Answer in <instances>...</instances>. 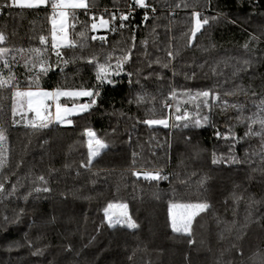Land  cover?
I'll return each instance as SVG.
<instances>
[{
    "label": "trees",
    "instance_id": "trees-1",
    "mask_svg": "<svg viewBox=\"0 0 264 264\" xmlns=\"http://www.w3.org/2000/svg\"><path fill=\"white\" fill-rule=\"evenodd\" d=\"M4 0H0L3 3ZM89 3H95L99 11H94L99 15L105 7L115 10L126 9L131 0H86ZM157 4L180 3L181 0H153ZM194 2V0H189ZM203 5L206 0H199ZM259 5H264V0H257ZM252 0H219L218 9H222L229 18L238 19V23L226 24L222 22L215 26V30H210V34L214 38L217 48L208 49L211 41L206 36L200 37V48L190 51H183L182 57L176 62L177 71L181 75L176 77L177 84H185L183 72L189 74L193 70L197 71L201 79L197 83H212L219 81L223 85L221 93L231 90L236 84H243L246 88L250 83L247 74H242L240 79L225 83V78L231 75L230 68H224L221 64L220 69L224 75L214 76L210 71V66L216 61L221 60L228 55L243 56L244 49L242 45L248 39V33L251 32L259 35L261 25L264 24V6L256 9L250 8ZM50 3L39 9H27L13 7L5 8L0 11V32L7 36L4 45L7 48L29 49L41 48V59L55 60V56L51 54V38H50ZM214 11V10H213ZM256 15L251 17V13ZM143 15L142 10H138L133 18L132 23L135 25L140 21ZM162 17L157 21L159 25L156 29L157 39L160 47L163 48L168 39V33L165 26L168 20L163 17L166 12H161ZM190 10L183 8L175 9V15L172 19L175 23L172 25L171 35L175 36V47L181 48L185 41L182 39V33L188 31L190 27ZM251 17V18H250ZM250 18V19H249ZM91 22L90 18L85 15L84 10L75 9L68 12L67 15V32L68 38L72 41L79 42L81 40L79 33L84 30V22ZM148 23L145 29L140 25L141 30L137 34V43L148 38V51L154 59L156 55L164 57L163 52H156L152 45V36L149 35L152 23ZM74 26V27H73ZM247 29V31H245ZM107 35L110 37L111 45L117 48L115 55H119V48L125 47L123 43L129 36V32L125 31L122 35L119 33L97 31L93 33L89 28V48L84 51V55L88 56L95 52L101 54L104 49L100 47L99 41H91V35ZM46 37V44L40 45L39 36ZM257 50L255 57L264 56V41L259 46L255 43L252 45ZM105 49L111 50L105 45ZM68 56L73 53L79 55L80 48L63 49ZM143 46L140 48L138 55L142 56ZM17 60L20 59L19 52L13 53ZM25 56L28 53L24 54ZM11 59V55H9ZM202 64L205 61L208 64L203 70L198 68H185L187 64ZM75 65H69L66 69L68 80L59 74H49L41 78L40 86L44 89H51L58 83L66 87L79 86L82 82L79 77L73 79ZM20 87L22 90L27 89L28 84L23 75L24 69L17 67L15 69ZM219 71V69H218ZM264 73V66L258 67V74ZM83 80L87 81L91 72H81ZM171 78V72L167 73ZM208 78L205 79L204 77ZM191 83V82H187ZM259 85V79H257ZM155 86L149 88L154 91ZM258 93L256 96L239 95L237 97H226L229 103H240L244 105L243 115L248 117L259 110L257 105L261 99H264V89L256 88ZM164 95H167L165 89ZM10 97V92L0 90V97ZM129 97V86L127 77H122L120 83L115 87H109L104 93V104L101 111L96 112L95 116L88 120L74 119V127L68 131L53 129L52 131H33L24 124L15 127L11 126V100L0 99V128L6 129L8 137L7 147L9 148V167L7 172L18 171L21 176L29 171L32 178L39 175H48V169L54 168L58 171L51 177V185L56 190L57 195L49 202L43 203V208L50 214L57 217V223L52 229H32L29 239L32 241L33 248H29L23 239L24 232L28 231L26 224H21L19 229L13 228L10 232L5 233L0 228V264H50L54 260H59L60 264H76V258L73 254H66L62 250V245L68 242L75 243L78 247L87 244L92 236L97 235L96 226L100 224L103 217V208L109 202L119 204L122 202L129 203L130 211L134 218L140 224V229L134 234L131 230L110 233L105 230L99 235L95 246L87 250V260L89 264H96V257H99L98 264H188L186 257H190L193 264H217V261H232L233 256L226 251L230 247V243L235 239V231L229 233L223 231L232 221L243 223L245 217L251 213L252 219L259 220L264 215V182L257 176L255 180L247 179V173L250 171L246 166L240 170H221L222 166L211 165V154L213 149H217V154L227 153V147L224 141H217L213 135L212 128L197 130V135L193 143L199 145L205 150L200 156L194 155V150L186 146L179 130L165 129L161 126L148 127L147 125L138 124L135 129H131L132 120L121 121V130L128 126L132 131V143L121 144L113 135H110L112 129L109 127V118L104 115V110L111 111L112 106L121 108L127 112L128 116L145 118L144 109L138 113L135 104L129 106L127 98ZM62 102L65 99H61ZM162 97H157L155 107L157 109L156 117L160 118V106ZM71 104V101H68ZM153 105L148 104V108ZM190 108V106H188ZM130 108V110H129ZM191 110V109H190ZM167 110H165L166 112ZM240 115L235 110L228 113L227 118L235 122L234 118ZM28 116H31L28 113ZM215 119L220 123L221 131H226L223 127L225 117L219 114ZM113 123L115 121L113 120ZM86 127H92L98 136L105 139L106 142H115L111 150L102 152L94 162L90 171L79 169L80 176L76 175V170L82 162L87 159V138L82 135ZM253 128L259 130V125H253ZM235 131L243 136L246 131V124L237 125ZM106 133H109L106 135ZM127 136L123 139L127 140ZM50 142L44 144V140ZM168 143L172 144L171 150ZM250 151L258 150L260 147V138L252 137L244 146ZM170 151L171 160L168 159L166 153ZM136 152V168L144 170H152L155 168H163L164 175L170 177L169 180L154 182L146 181L141 175L137 181L136 177L131 176L129 171L132 165V153ZM155 153V155H153ZM237 155L244 156V149L240 148ZM20 164L19 169L16 168ZM71 165L69 169H65V164ZM208 173L214 179L210 180V190L204 192L199 189L197 182ZM15 178L13 177V180ZM184 181V183H181ZM27 189L21 190V195ZM64 193L65 195H60ZM235 193L234 199L232 194ZM207 200L211 205V209L207 214H201L194 221L193 239L195 246L190 247L183 238L182 233H173L167 220L168 203L173 201L178 204L197 203ZM19 206L24 207V202L19 201ZM16 207L13 202L8 205L9 212ZM4 205L0 203V212H3ZM31 216V207L28 208V216ZM47 235H43L44 232ZM223 231L224 239L220 238ZM248 231V236L244 242L246 256L241 259L236 258V264H243V260L251 257L253 253L264 250V229L259 225L253 224ZM41 236V239H37ZM19 240L20 248H13L11 252L5 250L8 243ZM36 248H44L42 256H32L30 253ZM95 253V255H93ZM223 253V256H221ZM134 254V255H133ZM132 256L133 260L129 261L128 257ZM80 264H84L85 257L79 258Z\"/></svg>",
    "mask_w": 264,
    "mask_h": 264
},
{
    "label": "snow or ice",
    "instance_id": "snow-or-ice-1",
    "mask_svg": "<svg viewBox=\"0 0 264 264\" xmlns=\"http://www.w3.org/2000/svg\"><path fill=\"white\" fill-rule=\"evenodd\" d=\"M51 4L53 17L51 22L53 25L51 54L55 56V60L41 59V48L29 49H10L0 46V90L10 92V97H0V99L11 100V126L15 127L20 124L21 120L24 121L26 127H30L33 131H52L58 129L68 131L74 127V117L80 120H88L95 116L96 112L101 111L104 104V93L109 87L115 88L122 77H127L129 86V97L127 103L129 106L135 104L137 111L144 109L145 118L128 116L127 112L121 108L112 106L111 111L104 110V115L109 118V127L112 129L110 135L115 136L121 144L132 143V131L126 126L123 131L121 130V121L132 120L131 129H135L138 124L147 125L148 127L161 126L165 129L179 130L186 146L194 150V155L199 157L201 152L205 151L199 143H193L197 135V130L212 128L213 135L217 141H224L227 147V153L217 154V149H213L211 154V165L222 166L221 170H240L245 166L250 170L247 173V179L255 180L259 176L260 180L264 182V99H261L257 105L258 112L253 113L252 116H244V105L240 103H229L226 97H237L244 95L256 96V88L264 89V73L258 74V67L264 66V56L255 57L252 55L257 50L252 45L255 43L259 46L264 41V24L261 25L259 35L251 32L248 33V39L242 45L244 49L243 56L228 55L221 60L216 61L215 64L210 66V71L214 76H222L224 72L220 69L222 64L224 68L231 69V75L225 78V83L240 79L242 74H247L250 83L247 88L243 84H236L231 90L221 93L223 87L219 81L212 83H197L201 77L198 72L193 70L191 74L187 71L183 72L185 84H177L176 77L181 75L180 71L176 69V62L182 57L183 51H190L200 48V37L206 36L211 41L209 48L216 49L217 44L210 34V30L214 31L215 26L220 25L222 22L226 24H237L239 21L236 18H229L227 13L222 9H218L219 0H206L205 4H201L199 0L189 2V0H181L174 6L171 4H157L153 0H131L127 4L126 9L116 8L115 10L105 7L99 15L93 14L90 17V24L88 21L84 22V30L79 33L81 40L79 42L69 40L68 34L65 30L64 21L67 17L65 9H82L86 16L90 12L99 11L95 3L86 2V0H4L0 3V11L5 8L11 9L13 7L39 9L42 6ZM250 8L256 9L264 6L259 5L257 0H252L249 5ZM183 8L190 10V27L188 31L182 33V39L185 43L181 48L175 47V36L171 35L172 25L175 21L172 17L175 15V9ZM142 10L143 15L137 24L132 23L134 14ZM214 10V11H213ZM161 12H166L163 17L168 20V25L165 26V31L168 33V39L163 48L160 47L157 39L156 29L159 26L157 21L162 17L159 15ZM256 15L255 12L251 13V17ZM264 15V14H262ZM60 18V30L57 32L55 17ZM250 17V18H251ZM249 18V19H250ZM152 23L151 32L152 45L156 52H163L164 57L156 55L152 58V54L148 51V38L137 43V34L141 30L140 25L145 29L148 28V23ZM74 27V26H73ZM89 28L93 33L98 30L105 32L123 34L125 31L129 32V36L123 43L125 47L119 48V55H115L117 48L111 45L110 37L107 35H91V41H99L100 47L104 49L101 54L95 52L88 56L84 55V51L89 48ZM247 31V29H245ZM7 41V36L0 32V45H4ZM46 37L39 36L40 45L46 44ZM105 45L111 50L105 49ZM143 46L142 56L140 48ZM76 49L80 48L79 55L73 53L68 54L63 49ZM19 52L21 54L20 60H17L16 55L13 53ZM28 53L27 56L24 54ZM11 55V59H9ZM208 64L205 61L202 64H197L195 61L192 64H187L185 68H198L203 70ZM69 65H75L73 79L79 77L81 83L79 86L66 87L57 84L51 89H44L40 86L39 81L41 78L51 74H59L66 82L68 75L66 69ZM22 67L24 69L23 75L26 78L28 87L22 90L20 87V80L16 74L15 69ZM219 69V71H218ZM91 72L87 81L83 80L81 72ZM171 72V78L167 73ZM205 79L208 77L205 76ZM259 79V85H257ZM191 82V83H187ZM155 86L154 91H149V88ZM165 89L167 95H164ZM162 97L160 106V118L156 117L157 109L155 102L157 97ZM61 98H65L62 102ZM71 101V106L68 101ZM82 101V102H81ZM148 104H152L148 108ZM190 106V108L188 107ZM54 107V114L52 108ZM191 109V110H190ZM3 108L0 107V111ZM130 110V108H129ZM165 110H167L165 112ZM219 114L225 117L223 127L226 131H221L220 123L215 119ZM232 110L237 111L240 115L234 118L235 122L230 121L227 116ZM33 114L29 119L27 113ZM21 113H23L21 115ZM20 116V120L16 117ZM113 120L115 123H113ZM246 124V131L243 136H240L236 131L237 125ZM259 125V130L253 128V125ZM109 133H106L108 135ZM87 138V159L82 162L76 170V175L80 176L79 169L90 171L94 162L98 157H101L102 152L111 150L114 146V141L109 143L105 139L98 136L97 132L92 127H86L82 133ZM127 136V140L123 137ZM260 138V147L258 150L250 151L245 148V144L252 137ZM8 137L6 129L0 128V203H3L4 210L0 212V228L5 233L10 232L13 228L19 229L21 224H26L28 231L24 232L23 239L27 247L33 248L32 241L29 235L32 229H52L57 223V217L50 214L43 208L44 202H49L57 195L56 190L51 185L50 177L57 172V169L49 168L47 177L39 175L32 178V173L29 171L21 176L18 171L7 172L9 167V148L7 147ZM48 139L44 140V144H48ZM168 148L171 150L172 144L168 143ZM243 148L244 156L237 155V151ZM155 155V153H153ZM168 159L171 160L170 151L166 153ZM137 153H132V165L129 168L131 176L136 177L137 181L140 176L146 181H164L169 180L170 177L164 175L163 168H155L152 170H144L136 168ZM21 165L18 163L16 168L19 169ZM65 169H69L71 165L65 164ZM13 177L15 178L13 180ZM214 179L208 173L197 182L198 188L203 189L204 192L210 190L208 182ZM184 183V181H181ZM27 189L21 195L22 189ZM60 195H65L60 193ZM234 199L235 193L232 194ZM19 201L24 202V207L19 206ZM15 202L16 207L11 209L9 215L8 205ZM31 207V216L25 221L28 216V208ZM212 205L205 199L197 203L178 204L174 200L168 203L167 220L168 225L173 233H182L183 238L186 240L190 247L195 246L193 237L194 221L202 213L207 214ZM182 208L184 212L179 218L174 214V209ZM113 209H119L118 212ZM103 217L100 224L96 226L95 232L97 235L92 236L87 244L78 247L73 242H68L62 245V250L66 254H73L76 258V264H80L79 258L85 257L84 264H89L87 260V250L95 246L99 235H102L105 230L112 232H122L124 230H131L134 234L135 231L140 229V224L134 218L130 211L129 203L122 202L114 204L109 202L103 209ZM259 225L264 229V215L260 216L259 220L252 219L251 213L245 217L244 222L238 223L232 221L230 225L226 226L223 231H235V239L230 243V247L226 249L228 253L233 256L232 261L219 260L217 264H236V258L243 259L246 256L244 242L247 239L248 231L253 225ZM223 231L220 238L224 239ZM43 235H47L45 231ZM37 236V239H41ZM19 240L8 243L5 250L11 252L13 248H20ZM44 248H36L30 254L32 256H42ZM95 255V253H93ZM134 255V254H133ZM223 256V253H221ZM129 261L133 260L132 256L128 257ZM188 264H193L190 257H186ZM99 262V257H96V264ZM50 264H60L59 260H54ZM243 264H264V250L253 253L251 257L243 260Z\"/></svg>",
    "mask_w": 264,
    "mask_h": 264
},
{
    "label": "rangeland",
    "instance_id": "rangeland-1",
    "mask_svg": "<svg viewBox=\"0 0 264 264\" xmlns=\"http://www.w3.org/2000/svg\"><path fill=\"white\" fill-rule=\"evenodd\" d=\"M71 10H75V9H72V8L65 9L67 15H68V12L71 11ZM66 20H67V17H66V19H65V21H64L65 30H66V32H67V23H66ZM49 22H50V27H51V29H50V31H51V32H50V35H51L52 30H53V25H52V22H51V21H49ZM57 24H58V27H56V28H57V29H60V18H59V17H58V23H57ZM98 31H102V32H104L103 30H98ZM67 34H68V32H67ZM51 42H52V39H51ZM24 90H26V89H24ZM28 113H30L31 116H28ZM28 113H27V116H28L29 119H31L32 116H33V114H32L31 112H28ZM22 114H23V113H21V115H22ZM16 119H17V120H20V116L18 115V116L16 117ZM20 123H21V124H24V121L21 120ZM113 211L118 212L119 209H113ZM173 211H174V214L179 218V216L184 212V209H182V208H176V209H174Z\"/></svg>",
    "mask_w": 264,
    "mask_h": 264
},
{
    "label": "crops",
    "instance_id": "crops-1",
    "mask_svg": "<svg viewBox=\"0 0 264 264\" xmlns=\"http://www.w3.org/2000/svg\"><path fill=\"white\" fill-rule=\"evenodd\" d=\"M55 19H56V21H57V23H58V16L55 17ZM66 23H67V20H66ZM56 27H58V24H56ZM59 30H60V29H57L58 34H59ZM50 38L52 39V33H51V35H50ZM61 99H65V98H61ZM81 102H82V101H81ZM68 105L71 106V104H68ZM51 110H52V112H53V114H54V111H55L54 107H53Z\"/></svg>",
    "mask_w": 264,
    "mask_h": 264
},
{
    "label": "built area",
    "instance_id": "built-area-1",
    "mask_svg": "<svg viewBox=\"0 0 264 264\" xmlns=\"http://www.w3.org/2000/svg\"><path fill=\"white\" fill-rule=\"evenodd\" d=\"M49 11H50V21H51V18L53 17V11H52L51 5H50V7H49ZM93 14H95L94 11H93V12H90V13L88 14V17L90 18ZM95 15H96V14H95Z\"/></svg>",
    "mask_w": 264,
    "mask_h": 264
}]
</instances>
